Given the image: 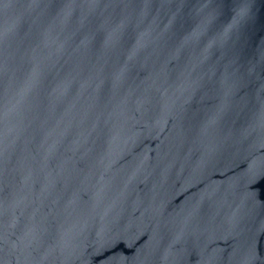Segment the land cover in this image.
<instances>
[{"label":"water","instance_id":"95a60500","mask_svg":"<svg viewBox=\"0 0 264 264\" xmlns=\"http://www.w3.org/2000/svg\"><path fill=\"white\" fill-rule=\"evenodd\" d=\"M0 264H264V0H0Z\"/></svg>","mask_w":264,"mask_h":264},{"label":"snow or ice","instance_id":"6c2138e0","mask_svg":"<svg viewBox=\"0 0 264 264\" xmlns=\"http://www.w3.org/2000/svg\"><path fill=\"white\" fill-rule=\"evenodd\" d=\"M240 2H241V3H244V2H246V0H240Z\"/></svg>","mask_w":264,"mask_h":264}]
</instances>
